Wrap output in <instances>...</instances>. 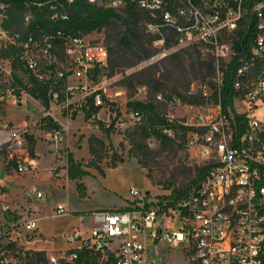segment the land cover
Wrapping results in <instances>:
<instances>
[{
    "label": "built area",
    "instance_id": "2783aa9c",
    "mask_svg": "<svg viewBox=\"0 0 264 264\" xmlns=\"http://www.w3.org/2000/svg\"><path fill=\"white\" fill-rule=\"evenodd\" d=\"M76 0H46L53 19L65 20L68 6ZM87 3L124 10L130 6L148 13L147 28L155 36L153 44L162 47L168 42L166 30L177 35L198 37L210 49L217 73L212 93L207 86L201 92L213 100L189 119L180 121L167 116L175 126L187 130L185 145L197 150L196 156L209 165L197 184L178 199L149 200L135 186L133 199L124 208H99L74 211L66 203H57L43 217H68L64 229L48 235L38 226L39 216L20 220L10 206L0 202V264H159V257L150 248L152 241H165L168 247L185 249L191 256L188 264H264V12L253 9L255 36L249 52L240 57L234 88L235 114L223 110L221 87L226 65L235 54L234 42L222 33L234 32L246 0H214L204 11V0H85ZM9 3L0 1V11ZM31 13L26 16L27 22ZM4 45L20 42L19 33L4 31ZM68 54L82 44L80 36L61 35ZM53 35L37 40L31 34L23 46L25 65L40 78L32 49L39 42L52 44ZM83 45V44H82ZM79 58L87 73L91 66L106 64L109 52L103 44L82 46ZM86 60V61H85ZM65 73L61 72L63 77ZM59 93L53 92V99ZM96 104L103 103L101 92ZM136 122L142 115L134 110ZM172 129H164L172 135ZM0 133L8 137L14 171L28 170L22 155L25 136L20 126L0 118ZM1 148V147H0ZM2 161H0V169ZM6 181L0 176V197ZM43 199L44 193L35 189ZM46 205V201H42ZM46 207V206H45ZM9 212V213H8ZM7 213L8 215H5ZM178 224V226L176 225Z\"/></svg>",
    "mask_w": 264,
    "mask_h": 264
},
{
    "label": "rangeland",
    "instance_id": "374dc122",
    "mask_svg": "<svg viewBox=\"0 0 264 264\" xmlns=\"http://www.w3.org/2000/svg\"><path fill=\"white\" fill-rule=\"evenodd\" d=\"M210 1L204 0L200 7L206 11L211 7ZM249 1L252 2V10L264 7V0ZM27 14L28 7L25 10L0 11V52L5 46L2 31L25 36ZM146 19L141 20L140 30L151 34ZM247 24V10L244 9L236 31L244 29ZM124 30L123 21L117 19L111 26L81 34L83 45L74 46L75 53L72 55L67 53L63 43L35 44L32 49L38 63L35 71L47 79L60 82L57 92L62 97L59 101L52 99L47 111L39 99L25 91L21 92V96L16 92L20 85L16 84L14 77L30 84V71L18 61L12 67V61L0 56V118L12 120L21 127L25 136L23 161L29 168L23 172L14 171L10 142L6 134L0 133L1 168L16 182V186L9 182L10 187L0 197V202L14 208L20 220L26 219L28 214L43 216L56 201L66 202L71 208L81 211L124 208L133 199L132 186L148 193L149 200H161L162 195L177 187L185 189L197 179L198 165L204 164L196 156L197 150L185 145L187 130L179 123L170 135L175 139L174 144H178L173 151H166L169 147L160 139L154 136L147 138L151 149H165L160 160L170 152L169 158H164V164L166 170L175 172V178H168L169 173L160 174L156 166L152 169L155 179L147 176L149 168L143 167L138 158L129 152L131 137L140 125L132 116L135 108L130 103L137 100L151 102L161 113L173 115L180 121L192 117L198 109L213 100V95L206 97L201 92V87L206 85L208 93H212L216 83V71L208 70L205 65L212 59L209 46L196 36L188 38L166 30L165 36L169 42L162 47L152 43V55L130 66L137 53L119 43ZM236 31L224 32L222 36L233 42ZM93 44L107 47L108 61L91 66L87 73H79L84 67V59L79 58V52L82 46ZM175 57L180 60L177 62L173 59ZM61 72L65 76L61 77ZM93 91L101 92L103 103L97 117L106 125H113L114 130L109 134L85 118L83 105L86 96ZM191 93L198 98L197 101L190 100ZM64 111L69 114L64 116ZM74 111L76 114L72 116ZM46 114L57 119L62 129L57 131L44 127L41 119ZM92 135L101 140L95 144V156L90 152L89 138ZM69 153L89 174L77 177L69 174ZM94 158L100 160L101 170L91 165ZM114 160L116 165H111ZM7 173L0 171V176L9 179ZM35 189L44 193L42 200L47 201L46 208L39 202L42 200H38ZM36 205L39 212L34 213ZM68 219L42 217L38 226L51 235L63 230L64 221ZM149 245L161 257L159 264H188L191 260L185 249L168 247L165 241H152Z\"/></svg>",
    "mask_w": 264,
    "mask_h": 264
},
{
    "label": "trees",
    "instance_id": "16d2710c",
    "mask_svg": "<svg viewBox=\"0 0 264 264\" xmlns=\"http://www.w3.org/2000/svg\"><path fill=\"white\" fill-rule=\"evenodd\" d=\"M9 3V8L7 11L11 12L14 9L25 10L27 7L31 13L30 20L26 23V33L25 36L20 35V42H25L28 36L31 34L37 40H41L44 34L53 35L54 39L52 45L56 43H63L62 38H58L59 34L61 35H73L80 36L81 34L89 33L93 30H100L106 26H111L113 22L117 19L123 21L125 30L122 33L119 43L123 46L128 47L137 53V58L130 65H134L141 61L144 58H149L152 55L151 48L152 42L155 36L153 34L144 32L140 30V22L144 17H148V13L137 9L134 6H130L124 10L113 9L109 7L97 6L90 3H87L85 0H76L74 3L68 6L69 16L67 19H53L51 17V10L48 4H43L41 6L37 5V2H42L46 0H0ZM200 1V0H196ZM214 2V0H211ZM227 1V0H221ZM244 7L247 10L248 24L242 30L236 31V38L234 42L235 54L233 55L232 60L226 65L223 75V84L221 87V100L223 110L228 112L231 110L235 117L238 119L241 117L240 114L235 112L234 108V97L236 95V90L234 88V79L236 75L237 68L240 65V57L249 52L251 42L255 36V22L256 16L252 10V2L246 0L244 2ZM25 8V9H24ZM264 12V7L262 8ZM121 13H124L123 15ZM234 31V32H235ZM18 42L8 43L5 45L1 52L0 56L9 59L12 61V67L16 65V62L23 64L29 71L31 76L30 84L23 83L17 76L14 77L16 84L20 85V88L16 91L19 96L21 92L25 91L29 93L35 99H39L42 102L45 110L47 111L50 107L51 101L53 99V92H57L60 88V82H54L52 79L40 78L37 73L29 69L24 60L22 59V50L23 46ZM169 42V40H168ZM212 56V54H211ZM173 57V56H172ZM180 60V58H173ZM99 65V64H97ZM206 68L208 70H215L213 64V57L211 61L205 62ZM65 76V74H64ZM99 91H93L86 96V103L83 105V110L85 112V118L91 120L93 123L98 124L100 129H102L106 134L111 133L114 130L112 124L106 125V123L97 117V113L101 108V104H96L95 94ZM62 97L59 93L58 101ZM191 101H197L198 98H195L191 93ZM135 110L139 111L142 115L140 125L138 129L134 132L131 137L132 147L129 152L131 155L138 158L140 164L143 167H148L149 172L147 176L151 179H155L153 176V166H156L160 174L164 175L169 173L168 178L172 179L175 176V172H170L166 170V165L164 164V158H169V153L167 152L166 157L161 159V153L165 150L163 148L151 149L147 143V138L154 136L157 139H160L166 146L169 147L166 151H173L177 143L174 144V137H171L170 134L164 129L174 128L175 125L172 124L167 116L161 113L157 106L151 102L144 100H137L130 103ZM144 113V115H143ZM64 116L69 114L68 111H64ZM76 114V111L72 113V116ZM144 116V118H143ZM41 123L44 127L48 129L61 130L62 125L57 119L50 114H46L42 117ZM184 129H186L184 127ZM97 141H100L96 136L92 135L89 138L90 152L94 155L96 153L95 144ZM95 156V155H94ZM14 164L15 162L12 161ZM99 159H92L91 165L96 166L101 170L99 165ZM111 165H116V160ZM209 165H198V176L197 179H194L192 183L187 188L177 187L166 195H162V198L166 199H178L181 196L185 195L195 184L205 174ZM68 171L72 177L83 176L89 174V171L82 168L81 165L75 161L72 153L68 155ZM175 178V177H174ZM161 182V181H160Z\"/></svg>",
    "mask_w": 264,
    "mask_h": 264
},
{
    "label": "crops",
    "instance_id": "0c3cea01",
    "mask_svg": "<svg viewBox=\"0 0 264 264\" xmlns=\"http://www.w3.org/2000/svg\"><path fill=\"white\" fill-rule=\"evenodd\" d=\"M61 124V123H60ZM0 171H5L6 173H7V171L5 170V169H0ZM8 174V173H7ZM8 176H10V174H8ZM5 181H6V189H8L10 186H9V182L10 183H12V185H14V186H16V182L11 178V176L9 177V179L8 178H6V177H4V176H1ZM46 199V198H45ZM38 200H42V199H40V198H38ZM42 201H45V200H42ZM42 201H39L41 204H42V206H43V208H46L45 206H47V201H46V205H44L43 204V202ZM57 203H66V202H63V201H56V202H54V204H52V206H54V205H56ZM67 204V203H66ZM68 205V204H67ZM51 206V207H52ZM69 206V205H68ZM70 207V206H69ZM12 208V207H11ZM109 208H114V207H109ZM13 210H14V212H15V209L14 208H12ZM70 209H72V210H74V211H81V210H77V209H74V208H71L70 207ZM96 209H99V208H96ZM35 212L34 213H36V212H39V209H38V206L36 205L35 206V210H34ZM18 214V213H17ZM28 216H30L29 214H28ZM44 216V215H43ZM43 216H39L40 217V219L43 217Z\"/></svg>",
    "mask_w": 264,
    "mask_h": 264
}]
</instances>
